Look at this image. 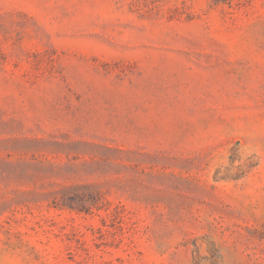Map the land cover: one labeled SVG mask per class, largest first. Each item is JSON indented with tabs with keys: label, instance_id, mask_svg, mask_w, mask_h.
<instances>
[{
	"label": "rangeland",
	"instance_id": "obj_1",
	"mask_svg": "<svg viewBox=\"0 0 264 264\" xmlns=\"http://www.w3.org/2000/svg\"><path fill=\"white\" fill-rule=\"evenodd\" d=\"M0 264H264V0H0Z\"/></svg>",
	"mask_w": 264,
	"mask_h": 264
}]
</instances>
